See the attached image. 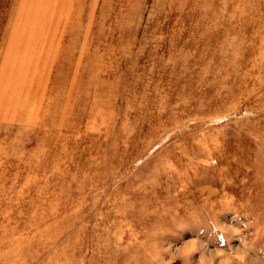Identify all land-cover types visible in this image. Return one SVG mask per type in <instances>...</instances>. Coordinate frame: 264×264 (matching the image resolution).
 Wrapping results in <instances>:
<instances>
[{
  "label": "rangeland",
  "instance_id": "obj_1",
  "mask_svg": "<svg viewBox=\"0 0 264 264\" xmlns=\"http://www.w3.org/2000/svg\"><path fill=\"white\" fill-rule=\"evenodd\" d=\"M241 241L264 260V0H0V264Z\"/></svg>",
  "mask_w": 264,
  "mask_h": 264
},
{
  "label": "clouds",
  "instance_id": "obj_2",
  "mask_svg": "<svg viewBox=\"0 0 264 264\" xmlns=\"http://www.w3.org/2000/svg\"><path fill=\"white\" fill-rule=\"evenodd\" d=\"M212 228L223 235L220 226L212 223ZM234 229L236 227L233 226ZM233 234H239L233 231ZM197 250V245H187L183 248L170 250L168 248H160L157 246V254L153 256V264H175L177 259L181 261L189 260L190 255ZM253 248L249 247L248 243L241 241L240 246L235 249H230L227 252L221 249L202 251L199 257L198 264H216L217 257L225 256L227 264H264V260L252 255ZM167 253V259L165 254Z\"/></svg>",
  "mask_w": 264,
  "mask_h": 264
}]
</instances>
